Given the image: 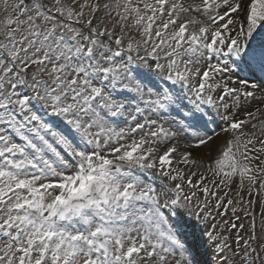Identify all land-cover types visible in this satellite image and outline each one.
Instances as JSON below:
<instances>
[{"label":"snow or ice","instance_id":"snow-or-ice-1","mask_svg":"<svg viewBox=\"0 0 264 264\" xmlns=\"http://www.w3.org/2000/svg\"><path fill=\"white\" fill-rule=\"evenodd\" d=\"M0 264H264V0H0Z\"/></svg>","mask_w":264,"mask_h":264},{"label":"rangeland","instance_id":"rangeland-1","mask_svg":"<svg viewBox=\"0 0 264 264\" xmlns=\"http://www.w3.org/2000/svg\"><path fill=\"white\" fill-rule=\"evenodd\" d=\"M222 139V138H221ZM220 141L218 140L217 143H219ZM193 151L196 153L197 156H205V158H208L206 156L208 149L207 148H201L200 150H195L193 149Z\"/></svg>","mask_w":264,"mask_h":264}]
</instances>
